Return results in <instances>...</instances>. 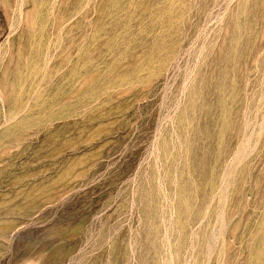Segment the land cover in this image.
Returning <instances> with one entry per match:
<instances>
[{
	"label": "rangeland",
	"instance_id": "obj_1",
	"mask_svg": "<svg viewBox=\"0 0 264 264\" xmlns=\"http://www.w3.org/2000/svg\"><path fill=\"white\" fill-rule=\"evenodd\" d=\"M0 264H264V0H0Z\"/></svg>",
	"mask_w": 264,
	"mask_h": 264
}]
</instances>
